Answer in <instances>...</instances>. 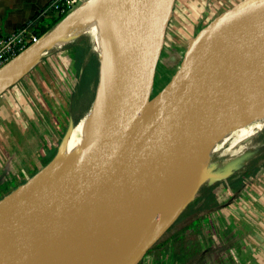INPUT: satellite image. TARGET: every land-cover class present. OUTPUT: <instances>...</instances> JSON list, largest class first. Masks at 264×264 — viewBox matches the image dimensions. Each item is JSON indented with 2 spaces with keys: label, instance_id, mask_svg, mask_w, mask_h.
I'll use <instances>...</instances> for the list:
<instances>
[{
  "label": "water",
  "instance_id": "water-1",
  "mask_svg": "<svg viewBox=\"0 0 264 264\" xmlns=\"http://www.w3.org/2000/svg\"><path fill=\"white\" fill-rule=\"evenodd\" d=\"M174 2L138 0L123 89L89 145L38 188L30 187L33 175L0 198V264H45L53 250L87 234L76 262L84 264L86 249L105 229V215L123 211L132 212L134 233L115 264H138L192 199L173 205L159 223L156 210L188 175V155L213 136L216 116L263 93L264 27L250 28L246 17L264 0H243L196 34L175 75L152 95ZM51 47L42 44L35 54Z\"/></svg>",
  "mask_w": 264,
  "mask_h": 264
},
{
  "label": "bare ground",
  "instance_id": "bare-ground-1",
  "mask_svg": "<svg viewBox=\"0 0 264 264\" xmlns=\"http://www.w3.org/2000/svg\"><path fill=\"white\" fill-rule=\"evenodd\" d=\"M139 17L138 0H90L68 14L48 38L38 42L29 51L36 53L35 49L42 44L64 47L79 34L88 33L91 46L99 57L98 80L96 79V85L93 84L95 88L94 95L91 94L93 96L91 106L72 128L60 154L29 180L32 190L41 186L72 161L108 121L127 77L131 63L132 33ZM246 19L249 23L254 22L250 23L252 29L264 27V6H255V10L247 14ZM26 53L27 51L0 69V91L16 81L29 66L25 58ZM213 127V140L217 143H224L229 132L235 131L239 137L253 135L255 131L264 127V90L252 103L243 107L231 106L216 116ZM206 150L205 145L199 152L188 155L186 159L188 175L176 187L170 198L156 210L159 223L173 213V205L181 204L194 192L206 165ZM104 226L105 229L100 232L98 238L86 249L84 264H115L120 250L130 244L134 233L131 211L107 213ZM88 238L87 234H81L56 248L50 253L45 264H76L79 251Z\"/></svg>",
  "mask_w": 264,
  "mask_h": 264
},
{
  "label": "crops",
  "instance_id": "crops-1",
  "mask_svg": "<svg viewBox=\"0 0 264 264\" xmlns=\"http://www.w3.org/2000/svg\"><path fill=\"white\" fill-rule=\"evenodd\" d=\"M50 1L0 0V36L14 33L32 22ZM236 1L175 0L168 27L171 32L173 28L185 29L187 44L183 53L193 39L194 27L226 12ZM48 49L39 55L27 51L25 58L29 66L0 93V198L8 194L5 193L7 177L27 178L41 168L39 163L51 147L53 132L63 124L60 116L64 91L45 64L49 58H58V50L50 52ZM201 216L200 220L206 224L221 219V232L225 234H219L222 245L218 251L200 250L197 262L192 264H264V182L230 205L214 207Z\"/></svg>",
  "mask_w": 264,
  "mask_h": 264
},
{
  "label": "rangeland",
  "instance_id": "rangeland-1",
  "mask_svg": "<svg viewBox=\"0 0 264 264\" xmlns=\"http://www.w3.org/2000/svg\"><path fill=\"white\" fill-rule=\"evenodd\" d=\"M89 1L90 0H84L79 7ZM242 1L243 0L232 2L229 9L233 8ZM79 7H77V9ZM63 17L64 16H61L58 20L53 22V25L49 30L54 28ZM217 17L218 15L205 20L202 25L194 27L191 33V38H194L200 30ZM169 29L170 27H167L168 33L166 32L167 39L164 47V53L161 55V59L159 60L156 68L152 95H155L156 92L160 90V87H164V85L168 84L173 75H175L178 70L177 68L180 66V60L184 54L183 50L187 44V35L183 27H179V30L173 28L172 32ZM46 32L41 35H44ZM54 49L58 50V52H56V54H58V58H54L53 60L49 58L45 64L57 81L59 87L64 91V105L60 116L63 124L61 129L53 132L54 135H52L50 139L51 148L44 156V159L39 163V165H42L41 168L36 170L27 178L12 179L7 177L6 183L8 187L5 190V193H9L17 186L25 183L52 161L53 157L61 151L64 141L67 139L69 133L79 118L91 106L93 99L92 95H94V88L98 80L99 57L91 46L90 35L88 33L79 34L71 42L65 44L64 47H53L48 50L52 52ZM237 136V132H229L224 143H217L213 140V136L208 139L206 144V165L204 166V171L200 177L203 179V182L190 198L197 194L202 184H214L217 199L221 201L220 205L228 206L231 202H234V200L242 197V195L248 192L249 189L255 187L259 188L262 185V182H264V170L262 169L256 171L254 173L255 175L251 174L242 177L239 184H232V181L236 179V177L232 179L228 178L235 174H242L244 170L247 169V162H249L248 165L250 166L256 162H258L257 164H261L263 162L264 127L255 131L251 136ZM53 153V157L49 160ZM183 210L184 209H182L174 222L144 254L138 264H192L193 261H195V263L197 262L196 259L198 255L196 254L190 255L180 252L176 257L172 253L177 250V245L175 244V247L173 244L170 245L171 240L174 239V237H176L182 229L190 224L193 217L197 216L195 214L193 215V213H183ZM200 214L201 213L198 215ZM221 221V219L217 218L213 221V223H207V226L204 221L200 220L199 230L201 233L192 232L190 235H187L184 239L183 245L190 246L191 249L194 244L196 245V243L199 242L198 246L200 250L212 252L218 251L222 245L220 242L221 240L219 239V234H225V231L221 232L223 229V223H221Z\"/></svg>",
  "mask_w": 264,
  "mask_h": 264
},
{
  "label": "trees",
  "instance_id": "trees-1",
  "mask_svg": "<svg viewBox=\"0 0 264 264\" xmlns=\"http://www.w3.org/2000/svg\"><path fill=\"white\" fill-rule=\"evenodd\" d=\"M65 16V15H64ZM61 17V16H60ZM60 17H54L49 19L48 21L42 23L39 26V34L41 35L42 33L48 31L50 29V27L53 25V22H55L56 20H58V18ZM62 137V136H61ZM51 148V147H50ZM48 148V150L50 149ZM54 153L51 155L50 159L53 157ZM258 162H256L255 164H253L252 166L248 165L246 166L247 169L244 170V172L242 174H235L233 176H231L228 179H232L234 177H236V179H234L232 181V184H239L242 179V177L254 174L256 171L262 169L264 170V160L261 164H257ZM255 175V174H254ZM253 175V176H254ZM215 185H208L207 183L202 184L197 192L196 195H194L192 197L191 200H189V202L185 205V208H183V213H193V215H197L196 217H193L191 219V222L188 226H186L184 229L181 230L180 233H178L176 235V237H174V239L171 240L170 245L173 244V246L175 247V244L177 245V250H175L174 252H172L176 257L178 256V254L181 252H184V254H198L200 252L198 243H196V245L194 244L191 249L190 246H185L184 244V239L187 235H190L192 232H200L199 230V224H200V219H201V214L214 208L217 207L221 204V201H219L217 199V195L215 193ZM186 209V210H185ZM199 213H201L200 215H198ZM201 233V232H200ZM178 242V243H175Z\"/></svg>",
  "mask_w": 264,
  "mask_h": 264
},
{
  "label": "built area",
  "instance_id": "built-area-1",
  "mask_svg": "<svg viewBox=\"0 0 264 264\" xmlns=\"http://www.w3.org/2000/svg\"><path fill=\"white\" fill-rule=\"evenodd\" d=\"M84 0H51L36 15L34 20L20 27L16 32L0 36V68L22 51L38 42L39 26L46 20L64 16Z\"/></svg>",
  "mask_w": 264,
  "mask_h": 264
}]
</instances>
